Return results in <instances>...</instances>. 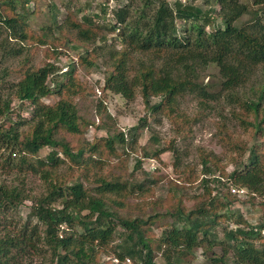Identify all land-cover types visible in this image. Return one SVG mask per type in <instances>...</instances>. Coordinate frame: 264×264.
<instances>
[{"label": "trees", "instance_id": "trees-1", "mask_svg": "<svg viewBox=\"0 0 264 264\" xmlns=\"http://www.w3.org/2000/svg\"><path fill=\"white\" fill-rule=\"evenodd\" d=\"M31 1L0 0V35L3 28L20 43L32 42L34 50L46 44L45 52L56 53L57 58L58 48L52 50L50 46L58 45V37L37 34L29 27L27 17L35 13L30 9ZM204 2L207 10L194 3L178 1L172 6L166 0H146L142 7L134 9L133 16V8L125 5L114 11L108 22L104 21L106 15L104 18L100 14L85 16L80 23L67 17L64 23L68 25L61 24L58 30L63 34L66 27L71 29L75 41L81 43L99 38L107 44L106 35H98L100 29L116 33L113 40L119 41L121 49L111 40L104 90L121 94L129 101L140 95L152 114L169 118L189 94L216 101L226 92L227 100L239 108L232 109L233 119L244 133L262 139L264 20L257 9L249 8L242 0ZM253 2L264 9V0ZM214 11L222 26L209 32L208 24L215 23ZM246 14L249 19L237 25ZM179 20L188 23L182 32L177 27ZM22 45L11 46L8 57L21 56L25 51ZM96 52L95 48L88 50V55H82L78 62L95 66ZM139 53L149 56L150 61L141 60L133 66ZM211 64L219 68L220 77L204 86L201 71ZM79 66L73 63L64 72L50 61L37 66L32 64L30 54L12 69L18 80L5 82L9 93L0 95V167L22 176H39L44 190L32 198L24 185L0 183V264H25L33 252L42 258V264H121L126 258L140 264H158L155 249L162 253L165 264H190L197 257L196 248L203 249L209 264H264V216L252 223L243 213L233 210L229 195H213L211 177L202 179L205 192L192 207L186 206L180 196L174 197L175 204L166 214L174 220L156 238L157 247L149 235L157 214L130 218L121 213L129 197L146 195L156 180L143 170L139 160L136 168L143 177L128 179L100 173L107 163L96 156V151L105 146L114 151L116 141L124 145L126 139L120 133L83 142L89 122L81 115L75 98L88 93L78 76ZM259 73L262 78L251 93H239ZM216 84L220 92H211L209 88ZM49 95L56 97L53 104L43 101ZM156 97L161 101L151 102ZM15 100L20 102L18 109L29 102L30 116L15 113ZM221 131L224 145L249 155L230 174L223 173L226 181L216 179V183L229 189H247L252 196L264 194V141L250 147L224 125ZM43 148L50 151L40 157ZM159 152L158 149L154 155ZM146 156L153 157L149 153ZM66 159L77 174L65 179L58 169ZM215 164L217 160L210 156L202 160L206 172H212ZM27 200L33 203L28 218L23 220L20 207ZM224 222H234L235 228L228 224L221 227L223 239L219 244L218 227ZM118 230L122 242L115 244ZM217 245L223 246L222 255L213 250ZM110 250L115 256L103 260ZM231 250L232 257L226 258Z\"/></svg>", "mask_w": 264, "mask_h": 264}, {"label": "rangeland", "instance_id": "rangeland-1", "mask_svg": "<svg viewBox=\"0 0 264 264\" xmlns=\"http://www.w3.org/2000/svg\"><path fill=\"white\" fill-rule=\"evenodd\" d=\"M172 6L180 1L183 4L194 3L207 10L208 6L204 0H166ZM249 8L259 11L260 17L264 20V9L262 6L255 5L253 0H242ZM146 0H38L31 1L30 9L35 11L27 17L29 27L37 34H45L46 37H58V45L50 46L58 48L59 56L51 55L45 52L48 45H39L38 49H33V43H20L8 34V31L1 28L3 34L0 35V95L6 96L9 93L5 82H14L18 80L16 73L12 71L17 67L22 60L26 59L31 54V62L33 65L43 66L45 62H54L64 72L70 68L73 63L79 64L78 76L82 82L86 84L87 95L76 97L80 113L89 122L86 125L85 134L82 136L83 142L88 140L94 142L101 137L116 136L123 133L125 136V144L116 141L115 150L112 151L109 147H101L96 151V156L106 160V167L99 170L100 173H105L110 176H118L120 178H136L143 177L141 171L136 168L138 160L141 161L143 170L149 172L150 177L156 180L153 189L146 195L129 197L126 201L128 205L121 210V213L126 217L135 218L137 216L148 217L149 215L157 214V220L150 225L152 237L151 241L157 247V240L161 236L162 230L172 223L173 217L166 215L168 209L175 204L174 197H181L182 202L189 207L196 204L200 195L205 192L202 184L204 177H211L209 179L213 195L219 192L222 195H229L233 201L231 208L240 211L252 223H256L264 216V194H253L247 191L245 194H237L232 192L224 185L216 183V179L227 178L223 177V173L230 174L235 167L246 161L248 152L242 155L235 151L230 145H224L221 137L224 132L222 127H227V130L234 131L235 137L243 138L250 147L255 144H260L264 138L251 136L238 125V122L233 119L232 109L239 108L231 104L226 98V92L220 96L219 100L211 101L203 98L197 94H189L180 100L178 111L174 113L172 118L165 115L152 114L151 110L144 103L140 95H136L133 100H127L121 94L113 91L104 90L107 65L109 64V45L111 40L113 43L119 45L118 40L113 39L116 33L107 29L98 30V35H106L107 44L100 42L99 38L96 42L81 43L75 41L74 34L71 29L65 28L62 34L58 27L64 23L67 17L82 22L85 16H92L100 14L102 17L106 15L105 22L113 15L117 9L130 5L133 8L131 15L133 16L134 9L140 8L145 4ZM156 3L155 6H157ZM154 6V8H156ZM136 15V14H135ZM215 23H210L207 26L209 32L216 30L217 26H222V20L218 13L214 11ZM249 15H244L237 25H242L249 19ZM95 19V18H94ZM96 20V19H95ZM204 16L201 19V23ZM100 23V18H97ZM188 23L183 20L177 21L179 32L186 28ZM71 39V40H70ZM69 41V42H68ZM5 46H4V45ZM24 44V45H22ZM24 46L25 51L21 56L8 57V50L11 46ZM99 46V47H97ZM100 46H103L100 47ZM96 49L98 52L94 56L93 61L95 66L88 67L86 64L82 65L78 61L82 55H88V50ZM121 49V45L116 47ZM87 53V54H86ZM137 62H148L149 56L145 54L135 55ZM160 65L161 61H157ZM61 75L60 73H57ZM219 68L215 64L207 66L201 71V84L206 86L213 84L219 79ZM261 73L257 74L245 87L239 90L241 94H250L251 88L256 84L257 80H261ZM54 76H50V79ZM211 92H220L219 85H212L209 88ZM161 97L152 98L151 102L156 103L161 101ZM56 100L55 96L49 95L43 98L47 104H53ZM17 100L14 101L15 113H21L24 116H30L31 107L29 102H26L19 109ZM202 103V104H201ZM183 115V116H180ZM190 118L189 121H184ZM135 129V134H132V129ZM134 133V132H133ZM136 136V140L133 139ZM156 138V139H154ZM160 150L159 155L155 156V152ZM49 148H43L38 156L45 157L49 153ZM149 153L153 157H147ZM240 154V155H239ZM210 156L217 160V164L213 165L212 172H206L202 165V160ZM66 163L62 164L58 169L64 175V178H70L77 174L75 166L71 165L66 159ZM175 162L176 166H175ZM26 178V179H25ZM23 180V181H22ZM8 185H24L31 194L32 198L39 196L44 190L43 181L39 176L29 174L27 176L18 175L15 172L4 171L0 167V183ZM231 190V193L229 192ZM32 200H27L21 207L20 213L23 220L28 218L31 211ZM232 211V210H231ZM19 213V214H20ZM161 214V215H159ZM264 218V217H263ZM230 225V228H235L234 222H224L218 227V241L221 244L223 239L222 228L224 225ZM2 232H0L1 234ZM115 237V244L122 242L119 235ZM155 237V238H153ZM216 254L222 255L224 250L222 245H217L213 249ZM197 257L190 264H209L207 256L203 255V249L196 248ZM209 255H212L209 253ZM233 251L226 254V258H231ZM30 256V257H29ZM28 259L24 261L25 264H42L43 260L36 253H31ZM115 256L110 250L107 254L102 256V259H109ZM131 259V258H130ZM155 260L158 264H165V259L155 249ZM121 264H140L138 261L131 259V263L124 260Z\"/></svg>", "mask_w": 264, "mask_h": 264}, {"label": "built area", "instance_id": "built-area-1", "mask_svg": "<svg viewBox=\"0 0 264 264\" xmlns=\"http://www.w3.org/2000/svg\"><path fill=\"white\" fill-rule=\"evenodd\" d=\"M232 192L237 193V194H245L246 193V190L243 189V188L233 187L232 188ZM116 261H118V260H116ZM126 261L128 263H131V259L130 258H126Z\"/></svg>", "mask_w": 264, "mask_h": 264}]
</instances>
